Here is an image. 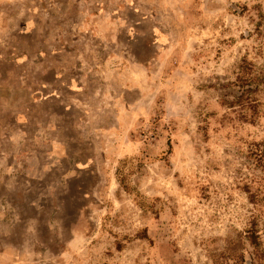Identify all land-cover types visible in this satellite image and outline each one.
Masks as SVG:
<instances>
[{"label": "rangeland", "instance_id": "rangeland-1", "mask_svg": "<svg viewBox=\"0 0 264 264\" xmlns=\"http://www.w3.org/2000/svg\"><path fill=\"white\" fill-rule=\"evenodd\" d=\"M253 143L264 0H0V264H264Z\"/></svg>", "mask_w": 264, "mask_h": 264}, {"label": "trees", "instance_id": "trees-1", "mask_svg": "<svg viewBox=\"0 0 264 264\" xmlns=\"http://www.w3.org/2000/svg\"><path fill=\"white\" fill-rule=\"evenodd\" d=\"M246 80L247 78L237 76V85L239 87V91L236 93L234 100L225 101V104H228V106H244L246 111L245 113L241 114V119L244 121L254 122V118L258 115V105L256 99L250 95V92L254 87H252L251 84H248ZM251 146L253 147L252 154L255 155L257 163L264 166V147L261 148V143H253ZM248 236L252 244L257 243V237L255 233L251 232Z\"/></svg>", "mask_w": 264, "mask_h": 264}]
</instances>
